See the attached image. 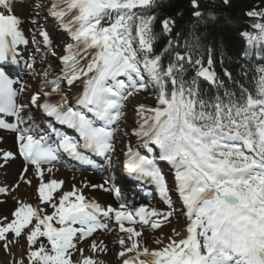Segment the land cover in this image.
Segmentation results:
<instances>
[{
    "label": "snow or ice",
    "instance_id": "obj_1",
    "mask_svg": "<svg viewBox=\"0 0 264 264\" xmlns=\"http://www.w3.org/2000/svg\"><path fill=\"white\" fill-rule=\"evenodd\" d=\"M190 3L198 21L217 19L200 0ZM162 8V0H0V130L14 138L0 147V205L11 202L0 211V248L12 264H97L80 244L105 217L123 234L121 264H264V66L240 81L225 70L230 88L214 69V49L205 61L181 44L175 16ZM245 15L251 30L240 35L264 50V7ZM48 20L67 37L60 54ZM65 157L119 164L154 185L165 210L132 207L107 181L83 187L114 194L118 207L75 183L65 190L54 178ZM174 217L182 227L152 246L136 227L155 233ZM90 248L106 251L103 241Z\"/></svg>",
    "mask_w": 264,
    "mask_h": 264
},
{
    "label": "trees",
    "instance_id": "obj_2",
    "mask_svg": "<svg viewBox=\"0 0 264 264\" xmlns=\"http://www.w3.org/2000/svg\"><path fill=\"white\" fill-rule=\"evenodd\" d=\"M252 5H264L262 0H231V6H225L222 0H200V10L204 13L209 11L216 13L217 19L214 22H205L192 18L190 0H167L163 2L160 14L175 16V31L181 33V40H188V37L198 42L202 49L213 48L215 65L221 73V68L232 73L233 79L240 81L238 52L241 42L238 37L239 31L244 27V12ZM182 13V15H176ZM196 45V46H197ZM243 72L245 70L241 69ZM222 76V75H221Z\"/></svg>",
    "mask_w": 264,
    "mask_h": 264
},
{
    "label": "bare ground",
    "instance_id": "obj_3",
    "mask_svg": "<svg viewBox=\"0 0 264 264\" xmlns=\"http://www.w3.org/2000/svg\"><path fill=\"white\" fill-rule=\"evenodd\" d=\"M2 139H0V142H4L5 141V138L3 137H0ZM18 164L16 162L12 163L8 169H7V179L8 181H12L17 172H18ZM70 172H62V171H56L54 173V178L56 179H61V180H64L65 181V185H64V188L65 190H68L71 188L70 185H68L67 183V175H69ZM3 176H0V180H3ZM85 180L82 176H79V175H76V185L78 187H81L83 188V191H84V194L86 195V197L92 199H96L98 202H101V203H106L104 201V199H101V198H105L106 196L105 195H101L100 193H98L96 190L92 189L91 187H83L85 185ZM87 185H91V183H87ZM101 196V198H100ZM11 206V202H9L8 204H5V205H0V211H4L5 213L7 212V210L10 208ZM111 219L108 218V223H110ZM137 229L139 230L140 229V226L139 225H136ZM173 227L177 228V230H179L182 225H178V224H174ZM172 227V228H173ZM118 227H114L113 228V231L112 233H117L118 231ZM171 232V230H170ZM170 232L168 234H170ZM94 236L95 237H91L90 239L88 240H85L83 241L81 244H80V247L84 248L85 249V252H84V255L85 256H88V255H93L95 254V256L98 258V257H101L102 253L101 251H97L95 253H93L91 251V248H90V244H91V240H96L97 242H100V241H103L104 242V245L106 246V252H109L111 249H112V245L109 243V240H108V236H106L105 234H99L98 232L94 233ZM118 238H120L121 236H117ZM15 252V255L18 256L19 255V248L17 247L16 249L13 250ZM7 254L8 253H5V251L3 250V248H0V261L2 262L6 257H7Z\"/></svg>",
    "mask_w": 264,
    "mask_h": 264
},
{
    "label": "rangeland",
    "instance_id": "obj_4",
    "mask_svg": "<svg viewBox=\"0 0 264 264\" xmlns=\"http://www.w3.org/2000/svg\"><path fill=\"white\" fill-rule=\"evenodd\" d=\"M143 99H146V97H143Z\"/></svg>",
    "mask_w": 264,
    "mask_h": 264
}]
</instances>
